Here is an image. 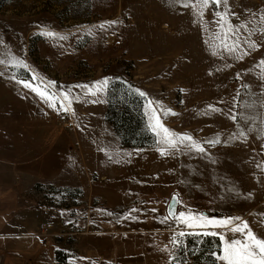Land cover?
Here are the masks:
<instances>
[{"label": "rangeland", "instance_id": "rangeland-1", "mask_svg": "<svg viewBox=\"0 0 264 264\" xmlns=\"http://www.w3.org/2000/svg\"><path fill=\"white\" fill-rule=\"evenodd\" d=\"M185 2L0 0V78L77 98L72 111L58 113L83 179L75 184L66 173L63 184L15 189L0 164V264H139L135 257L172 264L176 252V264L184 254L183 264H223L216 259L220 235L230 241L239 234L178 225L166 212L173 194L177 213L238 217L235 223L246 221L264 238V0H227L218 8ZM217 12L240 29L235 54L216 38ZM246 39L258 47L249 49ZM105 80L104 91L91 95L88 88ZM148 101L166 128L205 151L180 146L161 156ZM202 157L218 169L187 180L182 168ZM55 250L66 254L64 263Z\"/></svg>", "mask_w": 264, "mask_h": 264}, {"label": "crops", "instance_id": "crops-1", "mask_svg": "<svg viewBox=\"0 0 264 264\" xmlns=\"http://www.w3.org/2000/svg\"><path fill=\"white\" fill-rule=\"evenodd\" d=\"M18 81L43 90L25 78H0V164L8 168L6 176L13 179L15 189L39 181L63 184L66 173L73 174L75 184H82L81 166L76 163L81 157L68 150L57 106L49 107L37 92ZM135 259L140 264L143 258Z\"/></svg>", "mask_w": 264, "mask_h": 264}, {"label": "snow or ice", "instance_id": "snow-or-ice-1", "mask_svg": "<svg viewBox=\"0 0 264 264\" xmlns=\"http://www.w3.org/2000/svg\"><path fill=\"white\" fill-rule=\"evenodd\" d=\"M191 0H186L184 7H189ZM197 3H200V0H197ZM227 5V0H202L201 7H207L209 5L213 7H220L221 5ZM195 7V5H193ZM203 15V12L200 13ZM216 16L219 19L216 21L221 25L222 31L216 33V38L223 42V50L228 52L229 54H235L238 52L240 48V40L237 34L240 29L231 25L229 20L227 19V13L223 15L219 12L216 13ZM264 20V17L261 18ZM114 23V22H113ZM241 27H246L242 25ZM226 29V31L224 30ZM255 29L249 33V37L255 34ZM262 33H264V29H260ZM44 35L52 37L55 34L52 32H45ZM235 38V39H233ZM228 40H233V43L228 44ZM247 43L249 49H253L258 47V45L251 41L250 39H246L244 41ZM216 52H213V55H216ZM244 55H247L246 52L240 53L236 56L237 59H242ZM4 61L0 60V64H3ZM17 64L26 67L22 62L16 61L13 66ZM264 65V61L261 62ZM15 78V77H13ZM35 80V77H33ZM18 83L22 84L24 88H30L32 91L37 92L38 95L46 103H48L49 107L56 108V104L59 103L60 107L58 111L70 112L72 111L71 105L73 101L77 98L71 96L70 90L68 92L62 94H54L48 91V88L45 87L43 90L38 87L33 86L31 83L27 81H18ZM108 81L97 82L96 86L92 88H88V86H83L88 88V91L91 95H96L97 93H102L104 91V87L107 85ZM138 94L141 97H145V93L137 90ZM94 103L97 101H93ZM149 107L152 108V117L155 119V123L150 122L151 130L157 136V145L158 151L161 156L169 155L173 150H180V146H183L185 149L191 151L196 150L199 152H204V148L197 144L193 138L187 134H177L172 130L166 128L159 120L156 115V108L152 104L151 101H148ZM212 111H219L218 109L213 108ZM74 114V113H73ZM231 119L235 122L237 120V116H231ZM251 130V129H249ZM240 136H244V132H240ZM211 143H219V140L212 141ZM170 208V216L172 219L178 224H183L186 228H209V227H220L225 228L228 231H231L233 234H239L238 238H234L232 240H227L225 235H220V239L223 242V247L221 249V254L216 257L218 261L223 262V264H264V238H260L253 233L250 229L249 225L246 221H242L241 223H235V221L240 220V218H226L223 220L209 219L202 215H195L192 213L186 214L185 212H174L171 211ZM155 211V210H153ZM168 217L164 218V221L167 222ZM184 232H181L180 235H184ZM204 235H218L216 232H207L203 233ZM174 259V258H173Z\"/></svg>", "mask_w": 264, "mask_h": 264}, {"label": "bare ground", "instance_id": "bare-ground-1", "mask_svg": "<svg viewBox=\"0 0 264 264\" xmlns=\"http://www.w3.org/2000/svg\"><path fill=\"white\" fill-rule=\"evenodd\" d=\"M208 161V162H207ZM210 162L208 159H202L199 162L193 163V164H187L185 165L181 172L184 174L185 178L189 181H199L201 179H204V177H211L212 175H208L209 173L213 172L218 167H216L217 163L214 164L212 167L210 166Z\"/></svg>", "mask_w": 264, "mask_h": 264}, {"label": "trees", "instance_id": "trees-1", "mask_svg": "<svg viewBox=\"0 0 264 264\" xmlns=\"http://www.w3.org/2000/svg\"><path fill=\"white\" fill-rule=\"evenodd\" d=\"M108 120L110 121V119L108 118ZM110 122H112V121H110ZM123 146H140L139 144L138 145H133V144H127L126 142H123ZM205 237H210V236H205ZM212 239H214V240H216L217 238L216 237H211ZM196 245H198V244H196ZM184 253V252H183ZM54 257H55V259H56V261H58L59 263H64L65 261H66V254L65 253H62L61 251H59V250H55V253H54ZM178 253L176 252V254H175V257H174V259H173V262H172V264H176L177 262H178ZM186 257H189V255H185L184 254V257H183V259H181V261H180V263H184V261H185V258ZM207 259H209V260H211L212 259V255L209 253V255H208V258ZM194 263H197V264H200V262H199V259L198 258H194Z\"/></svg>", "mask_w": 264, "mask_h": 264}, {"label": "water", "instance_id": "water-1", "mask_svg": "<svg viewBox=\"0 0 264 264\" xmlns=\"http://www.w3.org/2000/svg\"><path fill=\"white\" fill-rule=\"evenodd\" d=\"M178 205H179V196L177 194H173L166 206V212L169 218H172L170 216V208L169 206H171V211L177 212L178 211Z\"/></svg>", "mask_w": 264, "mask_h": 264}]
</instances>
